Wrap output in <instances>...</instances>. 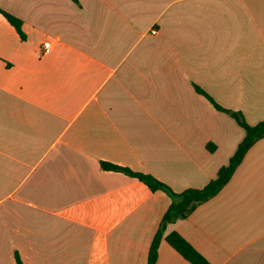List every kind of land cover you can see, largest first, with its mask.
I'll list each match as a JSON object with an SVG mask.
<instances>
[{"label": "crops", "instance_id": "1", "mask_svg": "<svg viewBox=\"0 0 264 264\" xmlns=\"http://www.w3.org/2000/svg\"><path fill=\"white\" fill-rule=\"evenodd\" d=\"M0 264H147L174 192L202 189L264 121V0H0ZM50 43L48 50L44 44ZM212 145V150L209 148ZM264 264V138L162 232L156 264Z\"/></svg>", "mask_w": 264, "mask_h": 264}, {"label": "trees", "instance_id": "2", "mask_svg": "<svg viewBox=\"0 0 264 264\" xmlns=\"http://www.w3.org/2000/svg\"><path fill=\"white\" fill-rule=\"evenodd\" d=\"M0 14H2L8 22L16 29L22 39H26L25 32L23 31V21L18 17L4 11L0 8ZM201 93L211 101L213 106L220 111L227 112L232 118L241 126L245 131L244 139L239 143L235 153L231 156L227 165L222 166L217 177L212 180L208 185L202 189H187L181 193L174 192L168 185L160 182L155 177L143 173L131 171L128 168L113 165L108 162H102V167L105 170L122 172L131 177H135L149 187L152 192L161 190L167 193L172 203L164 215L161 229L155 236L150 252L147 264H156L158 258V249L162 238V232L168 223L174 222L177 219H184L188 217L197 206L207 202L216 196L230 181L237 167L243 161L245 155L250 148L259 140L264 138V121L256 125L248 124L240 112L224 109L217 102L213 100L207 93L198 89ZM212 150V145L209 147ZM166 241L169 245L175 249L183 258H185L191 264H211L196 248H194L183 236L177 232H172L166 237ZM18 264H22L19 260Z\"/></svg>", "mask_w": 264, "mask_h": 264}, {"label": "built area", "instance_id": "3", "mask_svg": "<svg viewBox=\"0 0 264 264\" xmlns=\"http://www.w3.org/2000/svg\"><path fill=\"white\" fill-rule=\"evenodd\" d=\"M49 47H50V43H45V44H44V49H45V50H48Z\"/></svg>", "mask_w": 264, "mask_h": 264}]
</instances>
